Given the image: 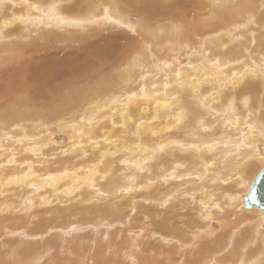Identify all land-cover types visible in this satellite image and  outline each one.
Wrapping results in <instances>:
<instances>
[{
    "label": "rangeland",
    "instance_id": "1",
    "mask_svg": "<svg viewBox=\"0 0 264 264\" xmlns=\"http://www.w3.org/2000/svg\"><path fill=\"white\" fill-rule=\"evenodd\" d=\"M43 1H46V3L48 4H50L51 2V0H43ZM108 1L109 3L112 2L111 5L113 6L112 7L113 10L112 9L111 10L113 11L114 15L119 14L120 16H122L123 19H127L133 24H135L136 30L134 32L128 31L124 27H121L119 25L116 26V24L111 25L109 22L106 21H105L106 23L102 21V23L100 22L98 25H91L88 23V21H92L93 19H98L102 15H104L101 5L107 3L106 0L103 1L102 0H57L59 4L58 8L63 10L66 9L68 11L66 15L71 17L87 19L86 22L83 24V28L78 29L74 25L70 26V23L74 24V22H69L68 24H65L62 22L57 23L56 21V23H51L48 21L44 22L42 18L40 20L39 28L35 29V31H37V33L39 34L37 36H34L35 33L25 36V31H27L29 27H26V23L24 21H22V23L18 21L11 22L10 23L11 25L7 23L6 21L10 20L9 19L10 12L8 9L9 5L5 4V7H3L4 9H6V13L0 12V21H1L0 40H2L0 41V74L4 72H9V73L5 75L2 80L0 79V130L6 131L4 133H0V145L12 144V146H9L10 148L8 149L4 148L3 149L4 151L0 147L1 176L4 178L6 176H10L8 181L20 180L24 176L23 175L24 173L21 172L29 170L28 165H32L36 170L42 172L45 171L52 173L54 172V169L58 170V172H62L64 170L62 168L64 167V165L62 164V160L64 159L67 160L73 159L72 163L76 165L75 168H78L81 166V162L83 163V160L79 159L81 155L80 154L81 151H87L88 155L90 153L89 156L100 155L102 153L101 150H99L96 153H92V151L89 149V146L91 147L92 145L90 141L93 138L92 128L91 126L87 125L89 124V120L90 121L96 120L98 122V125L96 127L101 126L102 120H104L103 126L99 130L98 129L96 130L95 135L99 136L100 132L102 131L103 133L107 132L104 129H109L110 137L114 136L116 138L119 137L120 135L121 136L123 135L120 134L119 131L123 129L122 123L123 125H125V121L127 120V118L125 117L130 116L133 118V116L136 115L137 117L135 116L133 118L134 125L136 122L138 124L142 123V125L145 126L147 130L144 137H142L141 140L143 141V145L156 148V152H155L156 154H152L150 156L148 154V151L149 153L152 152L150 151V149L146 147L139 149L140 146L138 145L136 146V149L138 151L139 150L142 151L139 153L143 154V155L138 154V157L146 158V159L148 158L146 162L149 161L152 164L151 167L152 170L150 169L148 171L149 173L148 172L144 173V175H148V177H144L141 180V182L140 181L138 182L143 183L148 181L151 183V187L146 193L144 190L143 191L137 190L139 191L137 192L135 191V188H132V191L130 192H126L127 194L124 192L125 189L122 192L120 189L121 193L119 192L117 193L115 192V190H112L110 191V193H108L110 194L108 196H106V194H102V196H99L97 198L93 196L92 197L93 200L92 202H88L89 204H87V202L85 203V201L82 202L77 201L74 198L75 197L74 195L70 199L68 195H65L64 193L61 192L60 193L57 192L56 196L55 194L50 195L49 193H46L47 192L46 188H45L46 190L45 192L44 189L38 187V184L41 183L38 180L37 181L35 180L36 182H39L38 184H35L34 181L32 183L29 180L28 181L23 180L21 182H17L16 185L9 184L5 188H0V205L1 203L6 204L4 209L2 210L0 209V264H154V263L155 264H160V263L188 264L190 263V259H192L190 258L191 251H193L194 249L196 250L198 248V246L191 247L189 243L191 241H189L188 243L187 242L184 243L185 246L183 244L178 249V247L175 248V246H173L174 244H172L171 242L166 243L162 240L165 236L164 234L171 235L170 233L171 231L169 228H173L172 230H176L178 228L180 231L182 229L185 231L186 230L185 221L188 220L190 221L187 222L188 228L194 227L197 229L200 226L206 225L207 221L204 222L206 220L205 216H203L205 215L204 212L198 213V216L202 217V219H200L199 217L200 220H198L197 219L198 217L195 216L197 208H193L190 204L183 203L190 200L188 193L194 187L197 186L196 185L197 180L195 179L198 178V176L194 178L195 167L197 166L198 163L197 160L200 159L202 160L201 157L204 156L206 162L207 161L211 162L210 154H202L199 152L198 149H197L198 151L196 150L197 148L195 144L197 141L196 135L200 130L202 134H206L207 131H205L206 129L204 130V128H207L206 126L210 122V117L208 116V114L210 113V110L212 108L215 107L216 109L214 116L216 113H218L216 118L219 120L225 118L226 123H228V120L233 119L231 117L233 113H231L230 115V112L228 111L229 108L227 107L225 109L224 107H218V105L219 106L221 105L220 103L215 102L214 105L212 106L205 104V102L203 103L204 99H201V96L205 95V93L210 90L208 87H204V86H202L200 89H197V92H195L194 94V98L192 96L190 99L193 102L195 101L194 102L195 105L193 106L194 112H197L195 110L198 107L199 108L201 107L200 109L202 110L206 109L205 112L208 113L206 115V118H204L203 116L200 119V116L197 115L196 117H193L196 120L190 122L192 118L188 117L190 118V120L188 118H186V120H183L180 114L176 113V111L174 110V112H172L173 114L170 120L165 121L164 119L165 117L163 118L162 116H158L160 120L158 121L159 122L158 123L157 122L158 119H155L156 116L154 115V111L155 113H156V109L157 111H159V108L157 107L156 104V102H158L159 100L164 98H166V100H170V102H175L176 100L175 95L172 96L173 97L172 99L167 94H164L162 92V90H164L163 88L167 87V86L166 87L163 86L166 85L164 84L165 82L168 81L169 85L171 84L169 80L173 75L172 70L174 72L175 68L178 67L174 72V78H175L176 77L175 74L178 73L180 69L182 70L183 67L184 68L186 67L185 64L187 63L188 60L196 64L195 59H198L194 55H192L193 57L192 56L189 57L190 59L187 58L186 53L187 54L189 52L190 54L192 53L191 51H188L186 49L184 52H182L183 54L178 57L179 62L177 61V64L176 62L173 63V65L174 64L175 65L172 67L170 65L171 62L170 59L171 57L173 58L174 55L173 52L166 50L167 49L166 47H170L169 42H172L173 40L177 41L176 39L177 37L174 36V34L176 35L177 32L175 31V29L177 30L179 29V26L181 25V23H179L180 21L179 19L182 18L178 16H183L189 21V23H193V22L200 23V27H196L197 25H199V23L196 24L195 26L189 24L192 29L189 30L187 29L188 31H190V35H188L187 41L191 43L190 47H194L193 48L194 50L192 51H195V49L196 50L198 49L196 48L198 47L197 45L199 43L198 41L203 40L204 37H208L209 36L208 34H210L211 31H215L217 27L220 26L219 25L220 23L226 24L227 27L228 25H230L231 20L229 19H231L230 16H232L233 13L230 11L231 10L230 8L229 11L228 9L224 10L223 13L219 15L217 14L218 16L214 17L210 15L211 14L210 8L206 7L205 9H203L204 12L201 11L200 15L195 16L197 15V10H199V8L201 7L199 6L200 3L198 4L197 3L198 1L196 2L195 0H178V2H175L177 0H108ZM179 1H181L182 3ZM204 1L206 0H201V3ZM250 1L251 0H244V2H250ZM263 1L264 0H256L258 4L263 3ZM12 11L15 12L16 10L13 9ZM262 11H264V6L262 10H260V12ZM153 12L154 14L160 13L159 14L160 16L154 15ZM92 15H94L93 17L95 18H92ZM147 15L148 16L152 15L153 18L147 19L146 17ZM234 17L237 22H240V25L246 24L245 22L246 20H244V18L246 17H239V18L236 16ZM2 19L5 21H3ZM167 22H172V25L170 26L171 28L176 27L175 29H173L174 31L173 30L171 31L167 28L168 25L171 24ZM201 26L203 28H201ZM1 27L3 29H1ZM246 28H249V30H251L250 25L249 27L247 26ZM30 30H34V28L30 26ZM235 31L236 34L239 33L237 32L238 30ZM204 34L205 36L201 37ZM212 34H214L213 36L217 35L215 32ZM236 34H232V35L235 36ZM40 35L43 38H41ZM169 35L170 38H172L173 40H167L168 38L167 36ZM256 35L253 34L250 37L252 36L255 37ZM226 37L230 38V35H226ZM97 43H98L97 45L98 48L95 49V47L93 46L96 45ZM92 47L94 49H92ZM97 49L98 51H96ZM160 50L161 51L166 50L165 51L166 53L164 54L163 53L164 51L161 52ZM19 51L24 52L26 56L25 60L28 62L29 72L25 75L21 74L20 69L18 70V67L22 66L21 64H18L19 60L17 61L15 60L17 53ZM55 52H62L63 54H67V56H72L73 54L76 55H73V57H69L68 59L65 58V60L69 64H62V65L59 64L61 67H66V70L60 72L61 67L56 64H58V62L60 61L61 55L59 54L53 57L52 54H55ZM155 52L157 54H155ZM134 54L136 55L143 54L142 55L143 57H146V55L148 54L147 59L151 63L150 64L149 62L145 63L144 66L146 68L144 67V69L142 70L141 68L143 63L139 68L135 69L136 71L133 73L132 76L134 81L132 79V82H129L127 87L125 88L122 87V89L119 91L117 90L120 88L119 83L117 82L118 81L117 73H119L122 69H125V65L131 60V58L136 57V55ZM250 56H252V53L250 54ZM163 59L164 62H162ZM246 59L248 58L246 57ZM251 60H253L256 65L257 69L255 67L254 68L258 70V76H260V79L263 80L262 77H264V63H260V61H258L255 58V56L251 57ZM26 61H24V59L22 60L20 59L21 63ZM52 62L54 64H52ZM157 64H159V67ZM6 65L10 66L7 70L5 69ZM34 65H37L36 75L30 74V70L31 68H33ZM11 67L13 69H11ZM25 67H26L25 64H23V68ZM71 67H74L77 70L73 72V78L69 71ZM231 68L232 66L229 68V70ZM158 69H160L159 70L160 73H158ZM185 69H186L185 73H188L186 75L191 74V69L188 68L189 71L187 67ZM84 70H86L85 73H83ZM154 71H156V73H154ZM66 75H68V77H66ZM95 75L104 77L105 78L104 84L106 83L105 81H111L112 79H115L117 83V89L112 87V89H110L112 90L111 92L108 93L104 92V94L95 95L93 99L89 102L91 103L90 106L85 107L84 109L78 108L81 111L79 112L78 109L75 108L76 106L75 103L80 102L81 98L84 99L87 93L89 92L94 93V90H92L91 87L94 84V81L96 80ZM140 75H142L144 79H142ZM89 76L91 77L89 80H87ZM144 76L146 77V79ZM258 81L263 86L262 88H257L256 91L253 92V94L245 95L241 93L243 88H245L248 85V83L244 81V83L241 85L242 88L240 87L242 90L238 88L240 89V91L238 90L239 92H237V94L235 93V96L233 97V99L235 100L234 106H236L235 107L236 110H238V112L241 111L243 112L244 116L241 117V121L244 123H249L248 122L249 119L247 118L248 110L253 112H256L257 110L256 112L258 113L257 115H259V113L264 114V104L258 105L256 103L259 97L264 99V80L263 81L258 80ZM85 82L88 83L89 90L88 89L81 90L80 88H78L79 87L78 84ZM131 83L133 84L131 85ZM142 85L145 87V89ZM76 88H77L76 92L73 93L72 91ZM159 89H161L160 92ZM80 91L81 92L84 91L85 93L83 92L80 93ZM12 92H15L16 96H20L22 94V95L35 97V100L37 101L34 100L35 101L34 103L25 104L26 107H24V105L20 106V104L17 103L18 107L20 106L18 109L22 108L20 110L16 109L17 108L15 107L16 103H13L14 104V110H13L12 109L13 104L10 103V101L15 97L12 94H10ZM146 92L148 95H152L153 93L154 99L157 98L156 99L157 101L156 100H155L156 102L153 100L150 101L149 105L146 106L144 110H142V107H140V105H136L134 107V110L133 107H131V105L129 109L126 106L125 108L123 107L124 105L121 101L123 100L124 96H128L129 94L135 95L136 100L140 101V98L143 100V94ZM94 94H96V92ZM48 95L52 98H48ZM63 95L64 97L67 96L68 99L67 98L64 99ZM141 95L142 97L139 98V96ZM96 96H97V100H96ZM55 97L58 98L59 101L60 100L61 101L59 102L58 99H56ZM230 97H232V95L229 96L228 99ZM72 98L74 100H72ZM247 99H248V103L246 101ZM94 100H96V102H94ZM99 100L100 101L102 100V102L100 103ZM68 101H71L72 105L66 106L69 103ZM138 101L136 102L134 101V102L137 104ZM98 102L100 103L98 104L99 106H95V104ZM115 102L119 104L120 108H118V110L116 105L114 104ZM227 102H228L227 98L226 99L222 98L223 105H225ZM57 103H59V105ZM47 104L49 105V107H47L48 106ZM85 104L86 103H84V105ZM249 105L251 106L250 108H248ZM60 106L62 107L66 106V107L65 109L64 108L60 109ZM57 110H59L60 112H57ZM120 110L123 112L122 115L123 117L119 114ZM129 110L131 112H129ZM91 111L95 113H92ZM15 112L20 114L22 113L21 114L22 117L17 118L15 116ZM262 117H263L262 115L255 119L254 117H250V121H251L250 123L255 124L260 122L259 123L260 125L259 124L257 125L255 124V125L258 126V128H261V130L260 129L256 130V132L260 134V136L258 137V141L257 139H255L256 141L253 139L251 144L258 142L264 143L263 140L264 118ZM173 119L176 121H174ZM127 122L128 121H126V123ZM161 122H164L165 125L161 124ZM83 123H85L86 125L85 126L86 128H84L85 131L83 133H77L74 130L69 129V127L73 126L74 124H75L74 126H77L78 128V126ZM220 123L221 120L218 122V124ZM159 124L161 125L160 129L162 130V134L160 136H155L153 131L158 129ZM188 124L192 127H190ZM197 125L199 126L198 128ZM165 126L174 128L169 133V135L168 132H166L167 129ZM186 126H189V128ZM224 128H225V124L223 122V129ZM213 132L215 131L213 130ZM46 134L47 136L52 134L50 137V141H51L50 146H42L41 147L42 150L40 151L35 150L34 152L35 154L29 152L27 153L25 151V149L27 148H33L32 145H36L37 143L47 142ZM67 136H72V139L68 141V143L66 142ZM219 136H221V134H218V137ZM7 138L11 140H8ZM135 138L140 139V137H135ZM206 138L208 140L209 138L210 140L214 139L210 134H206ZM5 139L6 141L8 140V142H6L7 144L4 143ZM113 139L114 138L111 139L110 141L111 143H114ZM191 140L194 141L190 142ZM180 145L182 146L180 147ZM107 146L111 148L110 143ZM162 146H164V149L161 148ZM145 148L147 152H145L146 151ZM113 150L111 148V150L105 151L104 155L108 154L106 156L108 159L107 163L112 165L114 164L118 165V163H116V161L118 162V158H115L113 154H110V152H113ZM164 150L166 153L164 152ZM190 151L192 153H190ZM163 152L167 154L168 157H166ZM113 157L115 158V160L117 159L115 162H112L114 161ZM134 157L136 156H133L131 154L130 157V159H132L131 161L135 159ZM199 157L200 159H198ZM109 160L110 162H108ZM210 162L205 163V166L206 167L209 166ZM242 162L244 163V165L249 163L244 160H242ZM191 165L192 167L193 166L194 167L192 168ZM134 166L135 167H133V165L132 166L130 165L131 168L136 170L138 168L137 167L138 165H134ZM262 167L263 164L261 167L259 166L256 169L254 167L255 170L253 174L248 178L246 185L237 188L239 190V192H237L238 200L241 199L240 196L242 194L246 193L247 188L250 185V182L252 181L253 177L258 171H260ZM156 168L157 170H155ZM171 169L173 170L175 177L172 179L169 178V176L167 175V172H169ZM207 171H209L210 174H208ZM190 172L192 174H190ZM220 172H223V174H225L227 173V169L223 168L219 170H211V166H209V169L207 168L205 170V174L203 177H204V181H206L205 184H207L206 186L207 187L206 190L208 189L207 191H209V189H211L212 187L211 178L214 177L213 178L214 180L217 177H221V175L218 174ZM151 173H153L152 177H151ZM232 173L233 172L229 173V176L233 177L236 174V172L233 174ZM188 175H192V176L189 177ZM183 176L186 177L184 178ZM180 177H183L181 179L183 181V184L182 181H180ZM190 178L193 179L194 182H188ZM2 181L5 182L6 180L3 179L1 180L0 187H2L4 184V183L1 184ZM209 183L211 184V186ZM57 186H59V183L57 184ZM153 189L155 190L153 191ZM182 195H184L185 199L183 198ZM158 196H160L161 198H158ZM28 198L32 199L31 204H29L26 201ZM45 198H48L49 200ZM46 200L51 203L48 205H44V201ZM240 202L241 203L239 204L240 205L239 209H241L242 200H240ZM190 206L192 208H190ZM71 209L80 211L81 214L76 213L73 215H68L69 213L68 210ZM190 211L193 212L191 215L187 217L186 214L190 213ZM232 211H234L233 208ZM249 212H253V211H249ZM225 214L226 213H222L217 217H211V219L220 218L222 220L225 218ZM145 216L148 217L147 218L148 220L145 218ZM169 217H171L172 220L166 223L165 226L162 220L171 219ZM149 218L155 219L157 226H159L160 229L162 228L165 231V232L161 230H160L161 232L159 231V233H161L163 236L160 241H157L156 239L152 238V236L150 237L148 231L154 229L157 230L156 229L157 227L153 221L151 223V220ZM193 219L198 222H195ZM71 222L72 224H70ZM178 222H180L181 224H179ZM257 222L255 224L254 230L256 232L264 234V229L260 226L259 218L257 219ZM150 223L152 224V227L150 226L151 225ZM259 226L263 230H259L258 228ZM188 233L187 236L188 235L190 236V234ZM186 241H188V239ZM223 245L224 244L222 243L218 244L216 239H214V242L211 241V244L206 245L208 247H211L212 250L216 249L213 257L216 263H210V264H224L225 256L228 253L225 252L226 248H224ZM187 247L191 249H186ZM181 248H183V250ZM258 261H259L258 258H255L253 260V262L256 263H258ZM192 264H197V263L192 262Z\"/></svg>",
    "mask_w": 264,
    "mask_h": 264
},
{
    "label": "bare ground",
    "instance_id": "2",
    "mask_svg": "<svg viewBox=\"0 0 264 264\" xmlns=\"http://www.w3.org/2000/svg\"><path fill=\"white\" fill-rule=\"evenodd\" d=\"M195 1L196 2L198 1L197 3L198 4L200 3L199 6H201L199 8V10H197V15H195V16L200 15L201 11L204 12L203 9H205L206 7L210 8V12H211L210 15L214 16V17L223 13L224 10L228 9V11H229L230 8H231L230 11L233 14H232V16L229 15L231 18V19H229V20H231V23H230V25H228V27L226 24H222V23L218 22V23H220L219 24L220 26L217 27V29L215 28L216 29L215 31H211L210 34H208L209 35L208 37H204L206 39L203 38V40L198 41L199 42L197 44L198 47H196V45H195V47L198 48L199 50L195 49V51H192V50H194L193 49L194 47H190L191 43L187 41V37H188V35H190V31H188V30L192 29L190 25L195 26L199 22L189 23V21L186 18H184L183 16H178V17H182L179 19L180 20L179 23H181V25L179 26L178 30L175 29L176 27H174V28L170 27L172 25V22H167V23H171L167 27L169 30L172 31L173 29H175V31H177L176 35L174 34V36L177 37L176 38L177 41L170 38V35L167 36L168 37L167 40H173L172 42H169L170 47H166L167 48L166 50L173 52V55H174L173 58L171 57V59H170L171 60V62H170L171 67L175 65V64L173 65V63L176 62V64H177V61L179 59L178 57L180 55H182L183 54L182 52H184L186 49L188 51H191V53H192V54H190V52L188 54L186 53L187 58L191 57L192 55H194L198 58V59H195L196 64L194 62L189 61V60L185 64L187 69L188 68L191 69V74L186 75V74H188V73H185L186 67L184 68L181 65L183 67V69L182 70L180 69L178 71V73L175 74V76H176L175 78H174V72L176 71V69L178 67L175 68L174 72L172 70L173 75L169 80V82L172 85L171 84L169 85L168 81L164 83L166 85H163V86H165V87L167 86V87L163 88L164 90H162V92L164 94H167L172 99H173L172 96L175 95V98H176L175 102H170V100H166V98L161 99L158 102H156L157 98L154 99L153 93H152V95H148L147 92L143 94V100L140 98V97H142V95L139 96L140 101H138V100H136L135 95L129 94L128 96H124L123 100L121 102L123 103L124 108L126 106L129 109L130 105H131V107H133V110H134V107L136 105H140V107H142V110H144V108L149 105L150 101L156 100L155 102L157 104V107L159 108V111H157V109L155 107L156 113L154 111V115L156 116L155 119H158L157 122L160 121L158 116H162L163 118L165 117L164 118L165 121L170 120L172 118V114H173L172 112H174V110L176 111V113L180 114V116L183 120H186V118H188V117L192 118V120H190V118H188L191 122V121L196 120L193 117H196L197 115L200 116V119H201L203 116H204V118H206V115L208 114L205 112L206 109L202 110V109H200L201 107L196 108L195 111H197V112H194L193 106L195 105V103H194L195 101L193 102L190 99L192 96L194 98V94H195V92H197V89H200L202 86H204V87H208L210 90L207 91L205 93V95L201 96V99H204L203 103L205 102V104L212 106V105H214L215 102H217V103H220L222 105V106L218 105V107H224V109L226 107L229 108L228 111L230 112V115H231V113H233L231 115V117L233 119L228 120V123L225 122V118H224V119H220L221 123L218 124V122L220 120L216 118L218 113H216L214 116V113L216 110L215 107L212 108L210 110V113L208 114V116L210 117V122H209V124H207V126H206L207 128H204V130L206 129L205 130V131H207L206 134H210L212 136V138H214V139L210 140V138H209V140H208L206 138V134H202L201 130L199 129L200 131H198V134L196 135L197 141L195 140L196 141L195 144L197 146L196 150L198 149L199 152L202 154H210L211 155V162L207 161V162H210V164L209 163L208 164H209V166H211V170H219V169H223V168L227 169V173H225V174H223V172L218 173L221 175V177H217L214 180H213L214 177L211 178L212 179V187H211V189H209V191H207L208 190V189L206 190L207 184H205L206 181H204L203 176L205 174V170L207 168L209 169V166H207V167L205 166V163H207V162H206V159H204V156L201 157L202 160L200 159V157L198 158L201 161L197 160L198 161L197 166H196L197 168L195 167V174H194V178L196 176H198V178L195 179V180H197L196 181L197 186L195 185L196 187H194L188 193L190 200H188L187 202H183V203L190 204L193 208H197L195 216L198 217L197 218L198 220L202 219V217L198 216V213L204 212L205 215H203V216H205V218H206V220L204 221V222L207 221L206 225L204 224L205 226H200L197 229L194 227H190V226H189L190 228H188L187 222L189 220L185 221L186 222L185 223L186 224V230L185 231L183 229L180 231L178 228L176 230H172L173 228H169L171 231L170 232L171 235H166L163 233L165 236H164L162 241H164L166 243L171 242L172 244H174L173 246H175V248L178 247V249L184 243H186V242L188 243L189 241H191V242H189L191 247L198 246V248L196 250L195 249L193 250V248H192L193 251H191V256H190V258H192V259H190V263H188V264H192V262L193 263L196 262L197 264L216 263V261H214V259H213L214 252L216 249L212 250L211 247L206 246V245L211 244V241L214 242V239H216L218 244L219 243L224 244L223 246H224V248H226L225 252L228 254L225 256L224 264H264V234L256 232L254 230V227H255V224H256L258 218H259L260 226L264 229V227H263L264 213L260 210H257V209H252V210H245L244 209V198L247 195L249 188H250L253 180L255 179V177L264 168V143L258 142V143L251 144L253 139L254 140L257 139V141H258V137L260 136V134L257 133L256 130L257 129L261 130V128H258V126H256V125L259 124L260 122L255 123L256 125L252 124V123H250L251 122L250 117H254V119H255V118H258L262 115L263 116L262 118H264V114L259 113V115H257L258 114V113H256L257 110H256V112L248 110L247 111V113H248L247 118L249 119L248 120L249 123H244L241 121V117L244 116L243 112L242 111L238 112V110H236V108H235L236 106H234L235 100L233 99V97L235 96V93L237 94V92H239L240 89L242 88L241 85L244 83V81L246 83H248V85L245 88H243V90L241 89L242 90L241 93L245 94V95L246 94H253V92L256 91L257 88H262V86H263L258 80L263 81L264 77H262L263 78V80H262V79H260V76H258V70H256L257 69L256 65H255L254 61L251 60V57L255 56V58L258 61H260V63H264V11L260 12V10H262V8L264 6V1L261 4H258L256 2V0H251L250 2H244V0H210V1L206 0L202 3H201V0H195ZM106 2L107 3L101 5L104 15L101 14L102 16L100 18L93 19L92 21H88V23L91 25H98L100 22L102 23V21L103 22L106 21V22H109L111 25L116 24V26L119 25L121 27H124L128 31L134 32L136 30L135 24H133L132 22H130L127 19H123L122 16H120L119 14L114 15L113 11H112L113 6L111 5L112 2L109 3L108 0H106ZM175 2H178V0ZM179 2H181V1H179ZM5 4L9 5L8 9L10 12L9 13V19L10 20H8L6 22L10 24L11 22H15V21H18L20 23H22V21H24L26 23V27H29L27 29V31H25V36L29 35V34H33V33H35L34 36L39 35L37 33V31H35V29L39 28L40 20L42 18H43L42 20L44 22L48 21L51 23H56V21H57V23L62 22L65 24H68L69 22H74V24L70 23V26L74 25L78 29H82L83 24L87 20V19H82V18H78V17H71V16L66 15L68 11L66 9L63 10V9L58 8L59 4H58L57 0H51L50 4L46 3V1H43V0H0V12L6 13V9L3 8V7H5ZM13 9L16 11L13 12L12 11ZM155 11H157V10H155ZM154 12H153V14H154ZM165 12H164V15H165ZM159 14L160 13H157L154 15L160 16ZM203 14H205V13H203ZM233 15L238 17V18L239 17H246V18H244V20H246L245 21L246 24L240 25V22H237ZM93 16L94 15H92V18H95ZM146 17H147V19L153 18L152 15H150V16L147 15ZM147 19H146V21H147ZM3 21H5V20H3ZM48 24H50V23H48ZM48 24H46V25H48ZM245 25H247L248 27L250 25L251 30H249V28H246L247 26H245ZM30 26H32L34 28V30H30ZM5 27H7V26H5ZM196 27H200V23ZM201 28H203V27L201 26ZM1 29H3V28L1 27ZM252 29H255V30H252ZM235 30H238L237 32H239V33L236 34ZM214 32L217 35L213 36L214 34H212V33H214ZM184 33H186V34H184ZM232 34H236V35L234 36ZM253 34H255V35L257 34V35L255 37L254 36L250 37ZM226 35H230V38L226 37ZM203 36H205V34L202 35L201 37H203ZM40 37L43 38L41 35H40ZM0 41H2V40H0ZM97 45H98V43L96 45H94L93 47H95V49H96V48H98ZM191 46H193V45H191ZM93 47H92V49H94ZM210 49H211V52L214 56L211 54ZM208 50H209V52H208ZM96 51H98V49ZM162 51H164V50H162ZM165 51L163 52L164 54L166 53ZM121 52H123V51H121ZM153 52H154V50H153ZM251 53H252V56H250ZM59 54L61 55L60 61L56 65L69 64L65 60V58L68 59L69 57H73V55H76V54H73L72 56H67V54H63L62 52H55V54H52V55H53V57H55ZM155 54H157V53L155 52ZM97 55H98V53H97ZM134 55H136V54H134ZM142 55L143 54H138V55H136L135 58H131V60L125 65V69H122L119 73H117L118 74L117 75V80H118L117 82L119 83V87H120L119 89H117V83H116L115 79H112L111 81H105L106 83L104 84L105 78L100 77L99 75H95L96 80L94 81V84L92 85L91 89L94 90V93L96 92V94H94L92 92L87 93V95L85 96L84 99L81 98L80 102L75 103L76 104L75 108L84 109L85 107H89L91 104L89 102L93 99V97L95 95L104 94V92L105 93L111 92L112 90H110V89H112V87H114L115 89H117L119 91L122 89V87L123 88L127 87L129 82H132L133 73L136 71L135 69L139 68L141 66V64L143 63L142 68H141V70H142L145 67L144 66L145 63H147V62H149V64L151 63L147 59L148 54L146 55V57H143ZM155 57H157V56H155ZM159 57H160V55H159ZM246 57L248 59H246ZM20 59L21 60L24 59V61H26L25 60L26 56H25L24 52H22V51H19L17 53L15 60L16 61L19 60L18 64H21L22 66L18 67V70L20 69L21 74L25 75L29 72L28 62L27 61L22 62L26 66L25 68H23V64L20 62ZM181 59H183V58H181ZM43 60H44V58H43ZM55 60H56V58H55ZM155 60H156V58H155ZM159 62H161V61H159ZM162 62H164V59ZM180 62H181V60H180ZM52 64H54V63L52 62ZM70 64H73V63H70ZM157 65L159 67V64H157ZM231 66H232V68L229 70V68ZM9 67H10L9 65H6L5 69L7 70ZM162 67H163V64H162ZM162 67H160V68H162ZM52 68H50V69H52ZM11 69H13V68L11 67ZM189 69H188V71H189ZM63 70H66V67L60 68V72ZM159 70L160 69H158V73H160ZM36 71H37V65H34L33 68H31V70H30V74L36 75L37 74ZM69 71H70V74L73 78V72L77 71L76 68L71 67L69 69ZM85 72H86V70H84L83 73H85ZM8 73L9 72L1 73L0 79L2 80L3 77L5 75H7ZM52 73H53V71H52ZM55 73H56V71H55ZM154 73H156V71H154ZM166 73H167V70H166ZM66 77H68V75H66ZM90 77L91 76H89L87 78V80H89ZM140 77H142V75H140ZM50 78H51V75H50ZM142 79H144V78L142 77ZM145 79H146V77H145ZM147 79H149V78H147ZM133 81H134V79H133ZM143 82H144V80H143ZM132 84L133 83H131V85ZM78 85H79L78 88H80L81 90H83V89L87 90L89 87L88 83H86V82L78 84ZM238 88H240V89H238ZM144 89H145V87H144ZM76 90H77V88L74 89L72 92L74 93V92H76ZM98 91H100V92H98ZM160 91H161V89H159V92ZM82 92L85 93L84 91H82ZM82 92L80 91V93H82ZM155 93H157V92H155ZM10 94H12L15 97L10 101V103H12V104L16 103V106H15V107H17L16 109H18L21 105H24V107H26L25 104L34 103L35 101H37V100H35V97H31L28 95H22L21 94L20 96H16L15 92H12ZM64 95H63V97H64ZM231 95H232V97H230L228 99V97ZM48 98H52V97H50L48 95ZM65 98H67V96H65L64 99ZM197 98H200V97H197ZM222 98H224V99L227 98L228 102L225 105L222 104ZM56 99H58V98H56ZM72 100H74V99L72 98ZM96 100H97V96H96ZM96 100H94V102H96ZM58 101H59V99H58ZM134 101L135 102L138 101V103L136 104ZM246 101L248 103V99ZM68 102L69 103L66 106L72 105L71 101H68ZM101 102H102V100L100 101V103ZM17 103L20 104L19 107H18ZM43 103H46V102H43ZM84 103H86V104L84 105ZM100 103L99 102L96 103L95 106H99L98 104H100ZM256 103L258 105L264 104V99L259 97L257 99ZM57 104L59 105V103H57ZM114 104L116 105L117 110H118V108H120L119 104H117V102H115ZM47 107H49V105ZM65 107L60 106V109H63V108L65 109ZM250 107L251 106L249 105L248 108H250ZM12 109L14 110V104L12 105ZM20 109H22V108H20ZM20 109H18V110H20ZM72 110H74V109H72ZM78 111L81 112L79 109H78ZM57 112H60V111L57 110ZM129 112H131V111L129 110ZM147 112H148V110H147ZM92 113H95V112H92ZM21 114L15 112V116L17 118L22 117ZM112 114H113V112H112ZM119 114L122 116L123 112L120 110ZM135 116L136 115H134L133 118ZM174 117H176V116H174ZM125 118H127L126 121H128V122L126 123V121H125V125H123V123H122L123 129L121 131H119V133L123 134V135L122 136L120 135L119 137H116V138L114 136L110 137V130L109 129H104L105 131H107L106 133L105 132L103 133V131H102V132H100L99 136L95 135L96 130L97 129L99 130L103 126L104 120H102V125L99 127H96L98 125V122L96 120H92V121L89 120V124H87V125L91 126L92 137H93V138L91 137L93 141L92 140L90 141L92 143V145H91V147L89 146V149L92 151V153H96L99 150H101L102 153L100 155L89 156L90 153L88 155L87 151H81L80 152L81 155H80L79 159H82L83 163L81 162L80 167L75 168L76 165L74 163H72L73 159L62 160V164L64 165V167H62L64 169L62 172H58V170H55V169H54V172H52V173L51 172H45V171L42 172V171L36 170L32 165H28L29 170L21 172V173H24L23 178L20 180H15V181H8L10 176H6L4 178L1 176V171H0V182L2 179L6 180L5 182L2 181L1 184H3V183L4 184L0 188H5L9 184L16 185L17 182H21L23 180H26V181L29 180L32 183L34 181L35 184H38L39 182H41L38 184V187L41 189H44V190L46 188L47 192H46V190H45V192L49 193L50 195L55 194V196H56L57 192H59V193L61 192V193H64L65 195H68L69 199L72 198V196L74 195L75 196L74 198L77 201H80V202L85 201V203L87 202V204H89L88 202H92L93 196L96 198L99 196H102V194H106V196H108V195H110L108 193H110V191H112V190H115V192H117V193L118 192L121 193L125 189L124 192L126 193V192L132 191V188H135V191H137V190L143 191L144 190L146 193L150 189L151 183L148 181L143 182V183H139L138 181L141 182V180L144 177H148V175H144V173L148 172L151 169L152 164L149 161L146 162L148 158L146 159V158H139L138 157V154H142L139 152H142V151H140V150L138 151L136 149V146L137 145L140 146L139 149L140 148L142 149L144 147L150 149V151H152L150 153L148 151V154L150 156L152 154H156L155 153L156 148L143 145V141H141V140H142V137H144L147 130H146L145 126L142 125V123L138 124L136 122L134 125V119L132 117L128 116ZM197 118H199V117H197ZM174 121H176V120H174ZM222 121L225 124V128H224L225 130L223 129V122ZM131 123H132V125H131ZM261 123H263V122H261ZM161 124L165 125L164 122H161ZM74 125L70 126V127L68 126L69 129L74 130L77 133H83L85 131V129H84V128H86L85 123L80 124L78 126V128H77V126H74ZM174 125H177V124H174ZM189 126H186V127L189 128ZM203 126H205V125H203ZM10 127H12V126H10ZM190 127H192V126H190ZM198 127L199 126L197 125V128ZM72 128H74V129H72ZM160 128H161V125L159 124L158 129L153 131L155 136H160L162 134V130ZM166 129H167V131L166 130L165 131L168 132V135H169V133L174 128L166 127ZM178 129H179V127H178ZM213 130L215 132H213ZM4 132H6V131L0 130V133H4ZM140 133H142V134H140ZM190 133H191V131H190ZM218 134H221V136L218 137ZM51 135L52 134L47 136V134H46L47 142L37 143L36 145H32L33 148H27V149H25V151L27 153L29 152V153L35 154L34 153L35 150H39V151L42 150L41 149L42 146H50L51 145V141H50ZM150 136H151V134H150ZM80 137H78V138H80ZM135 137H140V139H136ZM112 138H114L113 139L114 143L110 142ZM215 138H217V139H215ZM71 139H72V136H67L66 142L68 143V141H70ZM8 140H11V139H8ZM8 140L6 141V139H5L4 143L8 142ZM193 141L194 140H191L190 142H193ZM9 142H11V141H9ZM187 142H185V143H187ZM109 143H110V147L112 148V150L114 149L113 152H110V154H113V156L115 158H118V162L116 161L117 159L115 160L114 157H113L114 161H112V162L116 161V163H118V165L116 164L117 166L115 164H114L115 165L114 166L112 164L107 163L108 159L106 156L108 154L104 155L105 151L111 150V148H109V146H107ZM182 143H183V141H182ZM111 144H112V146H111ZM174 144H176V143H174ZM199 144L201 147L199 146ZM9 146H12V144L0 145L2 150L4 148H6V149L10 148ZM181 146L182 145H180V147ZM184 147H186V146H184ZM146 148H145V150H146ZM161 148L164 149V146H162ZM75 149H77V148H75ZM189 149H190V147H189ZM184 150H187V149H184ZM191 151H193V150H191ZM191 151H190V153H192ZM44 152H45V150H44ZM145 152H147V150ZM164 152H165V150H164ZM187 152H189V151H187ZM200 153H199V155H200ZM131 154L133 156H136V157H134L135 159L133 161H131L132 159H130ZM145 154H147V153H145ZM170 154H171V152H170ZM174 155H175V153H174ZM165 156L168 157L167 154H165ZM185 156H186V154H185ZM144 157H146V156H144ZM171 157H172V155H171ZM26 159H28V158H26ZM113 159H111V160H113ZM252 159H254V160H252ZM255 159H257V160H255ZM242 160L247 161L249 163L244 165ZM258 160H260V161H258ZM159 161H161V160H159ZM167 161H168V159H167ZM167 161H165V162H167ZM108 162H110V160ZM154 162H156V161H154ZM257 162H259L260 164ZM262 164H263V167L253 177L252 181L250 182V185L247 188L246 193L242 194L241 196L238 195L241 198L240 200H242L241 209L244 210L245 211L244 212L241 209H239L240 208L239 204L241 202H240V200L237 199V192H239V190L237 188L240 186L243 187L244 185H246L248 178L253 174L254 170L259 166L261 167ZM130 165L131 166L133 165V167H135L134 165H138L137 167L140 169L137 168L135 170V169L131 168ZM191 167H192V165H191ZM254 167H255V169H254ZM155 170H157V168ZM153 171H154V168H153ZM231 172H233V173L236 172V174L233 177H231V176H229V173H231ZM181 173H183V172H181ZM181 173H180V175H181ZM207 173L210 174L209 171H207ZM190 174H192V173L190 172ZM152 175H153V173H151V177H152ZM167 175L171 179L175 178L174 172L172 169L169 172H167ZM184 175H186V174H184ZM188 176L191 177L192 175H188ZM164 177H165V175H164ZM183 177H180V181H182L181 179ZM162 179H163V177H162ZM193 179L190 178V180H188V182H194ZM35 180L36 181L38 180L39 182H36ZM184 181H185V179H184ZM58 183H59V186H57ZM137 183H139V184H137ZM182 184H183V181H182ZM156 185H157V183H156ZM156 185H154V186H156ZM210 186H211V184H210ZM97 188H99V189H97ZM120 189H121V192H120ZM155 189H153V191ZM139 191H137V192H139ZM182 196L185 199L184 195H182ZM180 197H179V199H180ZM158 198H161V197L158 196ZM45 199H48V198H45ZM184 199H182V200H184ZM26 201L29 204L32 203V199L28 198ZM159 201H160V199H159ZM50 203L51 202H49L47 200L44 201V205H48ZM152 204H154V203H152ZM178 204H179V202H178ZM5 206H6L5 203H1L0 209L1 210L4 209ZM114 206H116V205H114ZM191 206H190V208H192ZM232 208L234 209V211H232ZM71 210H68L69 211L68 215H73L76 213L81 214L80 211H76L75 209H73L72 211ZM175 211H176V209H175ZM249 211H253V212H249ZM177 212H179V211H177ZM192 212L193 211H190V213H187L186 216L188 217L189 215L192 214ZM222 213H226V214H225L224 219L221 220L219 218L221 221L218 218L211 219V217H217L218 215H220ZM171 217H169V218H171ZM199 217H200V219H199ZM145 218L147 219L148 217L145 216ZM150 218H151V216H150ZM150 220H151V223L153 221L157 227V228L155 227L157 230L154 229V230L148 231L150 234V237L152 236V238L156 239L157 241H160L163 236L161 233H159V231L160 230L163 232H165V231L162 228L160 229L159 226H157L155 219H150ZM170 220H172V218L171 219H163L162 221H163V224L166 226V223H168ZM255 220H256V222H255ZM195 222H198V221H195ZM201 222H202V220H201ZM178 223L181 224L180 222H178ZM70 224H72V222ZM170 224H172V223H170ZM191 224H192V222H191ZM150 226L152 227V224ZM260 226L258 227L259 230H263ZM169 227H170V225H169ZM256 228H257V226H256ZM164 229H166V228H164ZM186 232L187 233L189 232L188 234H190V236L189 235L187 236ZM187 239H188V241H186ZM212 245H213V243H212ZM184 246H185V244H184ZM167 247H169V246H167ZM181 249L183 250V248H181ZM186 249H191V248L187 247ZM174 252H175V250H174ZM47 254H49V253H47ZM255 258H258V260H259L258 263L253 262V260ZM217 262H219V261H217Z\"/></svg>",
    "mask_w": 264,
    "mask_h": 264
},
{
    "label": "water",
    "instance_id": "3",
    "mask_svg": "<svg viewBox=\"0 0 264 264\" xmlns=\"http://www.w3.org/2000/svg\"><path fill=\"white\" fill-rule=\"evenodd\" d=\"M244 209H257L264 213V168L257 174L244 198Z\"/></svg>",
    "mask_w": 264,
    "mask_h": 264
}]
</instances>
